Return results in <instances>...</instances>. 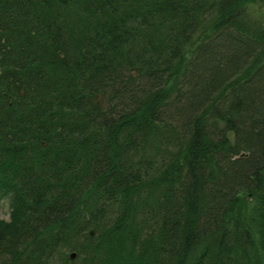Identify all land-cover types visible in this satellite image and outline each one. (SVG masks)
Returning a JSON list of instances; mask_svg holds the SVG:
<instances>
[{
	"label": "trees",
	"instance_id": "16d2710c",
	"mask_svg": "<svg viewBox=\"0 0 264 264\" xmlns=\"http://www.w3.org/2000/svg\"><path fill=\"white\" fill-rule=\"evenodd\" d=\"M0 193V264H264V0H0Z\"/></svg>",
	"mask_w": 264,
	"mask_h": 264
},
{
	"label": "rangeland",
	"instance_id": "374dc122",
	"mask_svg": "<svg viewBox=\"0 0 264 264\" xmlns=\"http://www.w3.org/2000/svg\"><path fill=\"white\" fill-rule=\"evenodd\" d=\"M15 212L16 210L13 207L11 195L0 193V238L8 235L7 228L12 222Z\"/></svg>",
	"mask_w": 264,
	"mask_h": 264
},
{
	"label": "water",
	"instance_id": "95a60500",
	"mask_svg": "<svg viewBox=\"0 0 264 264\" xmlns=\"http://www.w3.org/2000/svg\"><path fill=\"white\" fill-rule=\"evenodd\" d=\"M74 255V254H73Z\"/></svg>",
	"mask_w": 264,
	"mask_h": 264
}]
</instances>
